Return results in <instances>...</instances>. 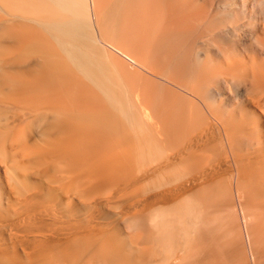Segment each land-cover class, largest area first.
Returning <instances> with one entry per match:
<instances>
[{"label": "bare ground", "instance_id": "6f19581e", "mask_svg": "<svg viewBox=\"0 0 264 264\" xmlns=\"http://www.w3.org/2000/svg\"><path fill=\"white\" fill-rule=\"evenodd\" d=\"M0 264H264V0H0Z\"/></svg>", "mask_w": 264, "mask_h": 264}, {"label": "rangeland", "instance_id": "374dc122", "mask_svg": "<svg viewBox=\"0 0 264 264\" xmlns=\"http://www.w3.org/2000/svg\"><path fill=\"white\" fill-rule=\"evenodd\" d=\"M247 249H248V247H247V245H246V251H248V252H247V253H248L247 256H249V260H250V261H249V260H248V261L251 263V262H252V258H251V255H250V253H249V250H247ZM250 258H251V259H250Z\"/></svg>", "mask_w": 264, "mask_h": 264}]
</instances>
